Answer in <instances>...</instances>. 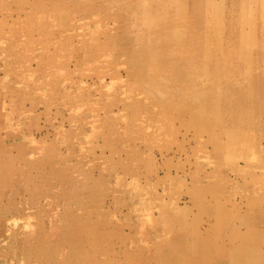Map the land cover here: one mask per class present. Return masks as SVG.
Listing matches in <instances>:
<instances>
[{
    "label": "rangeland",
    "instance_id": "1",
    "mask_svg": "<svg viewBox=\"0 0 264 264\" xmlns=\"http://www.w3.org/2000/svg\"><path fill=\"white\" fill-rule=\"evenodd\" d=\"M201 263L264 264V0H0V264Z\"/></svg>",
    "mask_w": 264,
    "mask_h": 264
},
{
    "label": "bare ground",
    "instance_id": "2",
    "mask_svg": "<svg viewBox=\"0 0 264 264\" xmlns=\"http://www.w3.org/2000/svg\"><path fill=\"white\" fill-rule=\"evenodd\" d=\"M214 2V1H213ZM184 3H186V2H184ZM217 6V5H216ZM209 7V6H208ZM209 9V8H208ZM262 9V8H261ZM224 10V9H223ZM248 10V9H247ZM203 14V13H202ZM228 14V13H227ZM242 14V13H241ZM255 15V14H254ZM229 17H231V16H229ZM243 18V17H242ZM208 19H209V17H208ZM237 19V18H236ZM230 20V19H229ZM239 20V19H238ZM243 20V19H242ZM222 21V20H221ZM257 21V20H256ZM224 22V21H223ZM239 23V22H238ZM243 23V22H242ZM225 24V23H224ZM223 24V25H224ZM218 25V24H217ZM220 25V24H219ZM236 25V24H235ZM239 25V24H238ZM189 26V25H188ZM215 26V25H214ZM221 26V25H220ZM199 27H201V26H199ZM230 27V26H229ZM241 27V26H240ZM219 28V27H218ZM239 28V27H238ZM240 29V28H239ZM261 29V28H260ZM259 29V31L261 32V30ZM179 30V29H178ZM183 30V29H182ZM207 30V29H206ZM173 31V30H172ZM231 31V30H230ZM257 30H253V33H252V35L251 36H246V38L244 37H238V40H236V41H238V44L239 45H249L250 43V41L251 42H254L255 44L256 43H258V41L260 42V40H261V35H260V33H259V35H260V37H257V34L255 33ZM178 33H180L179 31H177ZM227 32V31H226ZM172 33V32H171ZM177 33V34H178ZM213 33V32H212ZM258 33V32H257ZM175 34V33H174ZM195 34V33H194ZM230 34V33H229ZM231 35V34H230ZM249 35V34H248ZM224 36V35H223ZM234 39H236V38H234ZM212 41V40H211ZM88 43V42H87ZM214 43V42H213ZM259 44V43H258ZM260 44H261V42H260ZM257 45V44H256ZM242 48V47H241ZM244 48V47H243ZM244 56V55H243ZM258 58V57H257ZM247 59H249V57L248 56H244L242 59H241V61H243V63H245V65L247 64L246 63V61H247ZM255 59V58H254ZM262 59V58H261ZM256 60V59H255ZM217 62V61H216ZM252 62V61H251ZM238 63H240V62H238ZM254 63V62H253ZM218 65V64H217ZM251 65V64H250ZM240 66H241V63H240ZM256 66V65H255ZM238 69H239V67H238ZM259 70V69H258ZM208 72V71H207ZM211 72V71H210ZM210 75V74H209ZM216 76H219V75H216ZM258 76V75H257ZM255 80V79H254ZM253 82V81H252ZM219 84V83H218ZM219 90V89H218ZM227 96V95H226ZM225 96V97H226ZM253 96V95H252ZM222 97H224L223 95H222ZM257 99V98H256ZM219 107V106H218ZM258 107V106H257ZM227 254V253H226ZM201 258V257H200ZM202 259V258H201ZM227 261V260H226ZM195 262V261H194ZM199 262H201V261H199ZM195 263H197V262H195ZM202 264V263H201ZM205 264V263H204Z\"/></svg>",
    "mask_w": 264,
    "mask_h": 264
}]
</instances>
